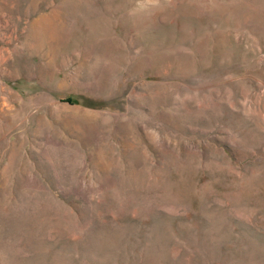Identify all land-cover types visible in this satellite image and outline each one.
I'll use <instances>...</instances> for the list:
<instances>
[{"label": "rangeland", "instance_id": "1", "mask_svg": "<svg viewBox=\"0 0 264 264\" xmlns=\"http://www.w3.org/2000/svg\"><path fill=\"white\" fill-rule=\"evenodd\" d=\"M0 264H264V0H0Z\"/></svg>", "mask_w": 264, "mask_h": 264}]
</instances>
